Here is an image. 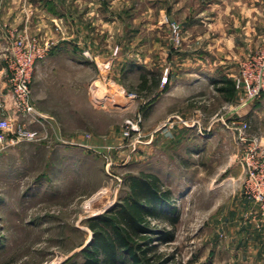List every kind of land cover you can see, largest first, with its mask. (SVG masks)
Masks as SVG:
<instances>
[{"label":"rangeland","instance_id":"374dc122","mask_svg":"<svg viewBox=\"0 0 264 264\" xmlns=\"http://www.w3.org/2000/svg\"><path fill=\"white\" fill-rule=\"evenodd\" d=\"M64 6L65 21L48 36L26 30L53 45L32 82L49 124L35 141L0 152V264L83 262L89 220L120 204L130 193L126 180L142 173L172 190L179 218L175 226L152 224L170 233L154 243V264H264V232L252 224L256 208L243 194L242 148L228 129L236 95L228 102L215 83L234 81L264 44L257 36L264 34V0ZM7 29L20 32L0 23L5 43ZM6 47L0 64L7 73ZM146 71L161 75L152 95L137 90ZM178 86L179 97L160 113L159 100ZM263 99L247 116L256 136L264 134ZM169 129L172 137L163 134Z\"/></svg>","mask_w":264,"mask_h":264},{"label":"built area","instance_id":"2783aa9c","mask_svg":"<svg viewBox=\"0 0 264 264\" xmlns=\"http://www.w3.org/2000/svg\"><path fill=\"white\" fill-rule=\"evenodd\" d=\"M8 32L7 47L2 51L9 67L8 91L0 93V152L22 142L35 141L49 124L47 117L36 107L32 82L38 63L47 59L53 45L32 37L24 30L12 32L9 29ZM172 34L179 44L180 28L173 25ZM234 84L237 104L228 112V129L242 148L240 163L245 172L243 194L256 208L250 220L258 232H264V134H250L251 125L247 119L250 107L264 96V44L241 63ZM119 91L125 93L121 87Z\"/></svg>","mask_w":264,"mask_h":264},{"label":"trees","instance_id":"16d2710c","mask_svg":"<svg viewBox=\"0 0 264 264\" xmlns=\"http://www.w3.org/2000/svg\"><path fill=\"white\" fill-rule=\"evenodd\" d=\"M160 76L144 72L138 92L152 95L160 86ZM215 83L217 91L232 102L236 95L234 81L224 79ZM126 185L130 193L120 204L89 220L92 242L83 250L84 260L78 264H154L151 257L156 248L154 243L166 240L170 233L152 224L167 221L175 226L179 220L172 215L176 211L172 206L173 192L157 175L149 173L129 177Z\"/></svg>","mask_w":264,"mask_h":264},{"label":"crops","instance_id":"0c3cea01","mask_svg":"<svg viewBox=\"0 0 264 264\" xmlns=\"http://www.w3.org/2000/svg\"><path fill=\"white\" fill-rule=\"evenodd\" d=\"M80 5L78 4V6ZM65 12L64 0H0V23L2 25H9L12 29H20V31H26L28 29H32L33 31L38 30L41 31L45 36H48L51 29L53 28V24H59L60 21H65ZM32 13L35 16L31 19L30 15ZM77 28L79 29V27ZM259 33H262V35L257 34L256 32L258 38L264 37V34L261 32V30H259ZM256 34H254V36H256ZM72 36L73 38L76 36L79 37V33ZM246 40L251 42L252 40L255 41L256 38L249 37ZM3 44L5 45V40L0 36V45L2 46ZM77 44L82 43L78 42ZM1 62L3 61H1L0 58V63ZM7 83V73L4 64H0V93H5L8 91ZM180 92L181 91H179L178 86L174 87L165 96H163L158 102L159 112L162 113L163 111L165 112L167 109H169L173 102L179 97ZM257 114H259V112ZM163 134L172 135V132L169 129L168 133L165 131ZM161 136L162 135H159V146H161ZM188 142H191V139Z\"/></svg>","mask_w":264,"mask_h":264},{"label":"water","instance_id":"95a60500","mask_svg":"<svg viewBox=\"0 0 264 264\" xmlns=\"http://www.w3.org/2000/svg\"><path fill=\"white\" fill-rule=\"evenodd\" d=\"M110 210V209H109Z\"/></svg>","mask_w":264,"mask_h":264}]
</instances>
